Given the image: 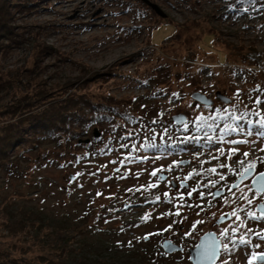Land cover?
Instances as JSON below:
<instances>
[{"label": "rangeland", "instance_id": "374dc122", "mask_svg": "<svg viewBox=\"0 0 264 264\" xmlns=\"http://www.w3.org/2000/svg\"><path fill=\"white\" fill-rule=\"evenodd\" d=\"M144 1L156 5L162 16L143 0L3 3L0 108L10 103L7 93L11 89L25 85L33 88L41 78L50 85L64 84L93 73L86 90L93 91L96 98L103 92L123 106L138 98L131 111L152 120L150 137L162 134L172 124L179 131L188 126L196 134L172 143L177 147L170 148L169 154L149 151L148 162L128 168L123 161L130 154L129 148L113 153L108 167L112 180L89 183L79 190L80 183H88L80 169L61 164L39 173L43 187L37 194L27 181H20L21 186L16 181L6 183L0 174V264H44V256L56 264H191L188 251L207 232L216 234L222 244L217 264H248L253 253H264V240L247 233L249 228L264 232V219L253 220L246 215L251 211L260 216L257 206L264 205V193L256 195L251 188L255 176L264 172V136L258 134L264 131L260 123L264 121V104L255 103L257 98L264 101V16H222V0ZM24 70H33L36 75L40 71L41 76L34 79L23 73L25 77L18 79V84L13 79L15 73ZM250 76L258 86L250 83ZM217 91L230 101H218ZM194 92L213 100V105L194 102L190 97ZM226 112L237 119L242 117L244 122L245 118L252 120L249 128L236 129L237 134L225 128L227 132L219 141L209 135L212 130L219 131L212 118L225 117ZM179 114L186 120L176 124L171 119ZM201 120L206 123L203 130L196 124ZM99 133L94 137L92 130L87 139L100 138ZM235 137L239 142H232ZM83 144L89 143H79L83 147L74 148L75 154L86 150ZM161 146L165 145L154 144L155 148ZM34 154L45 153L38 149ZM249 162L256 163L251 176L230 192ZM221 165H229L233 171ZM211 168H216V173L209 172ZM154 170H159L156 176L151 175ZM189 174L191 178L185 181ZM104 177L109 178L107 174ZM212 181L216 182L214 187ZM150 184L157 186L149 188ZM213 189L220 195H209ZM242 193L252 199L251 205L241 198ZM233 209L239 210L245 225L235 234V241L231 231L228 236L221 235L223 229L235 226V217L217 223ZM65 211H71L68 214L76 220L65 219ZM79 219L81 225H74ZM54 226L64 229L59 231L61 235L52 231ZM86 234L95 242L87 241ZM146 235L148 239H144ZM241 235L249 240L247 245L239 243ZM117 238H121L119 242ZM164 241L181 251L166 253ZM152 251L157 253L152 255Z\"/></svg>", "mask_w": 264, "mask_h": 264}, {"label": "trees", "instance_id": "16d2710c", "mask_svg": "<svg viewBox=\"0 0 264 264\" xmlns=\"http://www.w3.org/2000/svg\"><path fill=\"white\" fill-rule=\"evenodd\" d=\"M4 2L7 3V0H0V10H6L3 6ZM222 3L221 9H225L222 16L226 15L228 18L239 14L246 18L264 16V0H222ZM249 54L250 52L246 55ZM37 72L39 73L37 75L33 70H24L21 74L16 72L13 79L21 84L20 80L25 77L22 75L23 73L27 77L36 79L37 76H41V72ZM92 74L82 75L72 81L56 85H50L41 78L37 80L33 88L25 85L16 91L9 90L7 94L11 98L10 103L0 108V174L5 177L6 183L11 181L21 183L22 180L25 183L27 181L28 187L34 191V194H37L39 189L43 187L41 184L42 177H39V173L47 167H56L61 164V166L65 165L66 168L80 169L82 178L88 183H80L76 188L79 190L89 183L92 185L97 181L105 180L108 182L112 180V173H108V167L109 156L113 153L120 154V151L129 148L130 154L123 161L128 168L148 162L149 151L156 150L158 151L156 154H169L170 148H173L174 145L177 147L176 144L172 143L184 141L186 136L189 138L195 136L194 131L196 130L191 131L192 128L186 126L184 131H179L178 126L172 124L168 125L162 134H155L150 137L149 131L153 125L152 120L131 111L138 98H134L130 104L126 103L127 106L120 105L119 102H112L113 98L106 96L103 92L101 97L96 98L93 91L86 90L89 79L94 77ZM251 79L250 83L258 86L257 81L253 77ZM13 82L9 81V83ZM225 114V117L212 118L216 124L214 125L215 128L219 131L212 130L210 131L212 133L207 131L209 135L212 134L219 141L223 140L222 135L227 132L225 128L229 127L231 134H236V129L239 131L246 129L244 127L248 125L249 120H252V118H245L244 122L242 117L235 118L232 112ZM156 124L157 127L161 125L159 122ZM196 124H200L197 127L200 126L202 130L206 128L205 120ZM94 128L101 132V137L90 140L89 144H83L86 146V150L83 153L75 154L74 148L83 147L79 145L78 141L81 138L87 139L88 134ZM154 144L165 146L155 148ZM122 145L126 146L122 147ZM167 145L170 146L166 147ZM38 149H43L45 154H34ZM67 158H71V160H67ZM106 160L107 162H105ZM103 170L105 172H102ZM104 174H107L109 178H105ZM112 199L114 200V198ZM5 203L7 205V200ZM68 213L71 211H65V219L71 217L72 220H76ZM98 220H101V217ZM73 223L74 225H81V220ZM60 230L64 231L58 226L52 227L55 234L61 235ZM53 232H50V235ZM122 233L120 231V234ZM86 235L84 238L87 241L93 240L95 242V238ZM104 235L106 236V234ZM111 237L112 235L108 236V238ZM120 239L117 238L116 242H119ZM109 242L113 243V240ZM69 251L71 252V250ZM155 252L150 253L153 255ZM71 256L73 257V255ZM48 259V256H44L42 263L56 264ZM147 259L150 260V257Z\"/></svg>", "mask_w": 264, "mask_h": 264}, {"label": "water", "instance_id": "95a60500", "mask_svg": "<svg viewBox=\"0 0 264 264\" xmlns=\"http://www.w3.org/2000/svg\"><path fill=\"white\" fill-rule=\"evenodd\" d=\"M144 3H146V5H148L155 13L159 14L160 16H162V14L160 13V10L157 8L156 5L146 2L143 0ZM191 99L194 102H197L205 107H210L213 105V100H211L210 98H207L205 95H203L200 92H194L191 94ZM215 98L223 103H228L230 100L225 97L221 92L217 91L215 93ZM174 123L176 124H181L183 123L186 118L183 114H179L176 116H173L171 119ZM94 137H98L100 135L99 131L97 128L93 129V134ZM89 139L86 140H79L78 143H89ZM181 164H185V163H181ZM251 176V173L249 172L246 176L238 179L236 181L235 184H239L243 178L245 177H249ZM259 174L257 176H255V178L252 180L251 182V188L253 190L256 191L257 186L253 183L257 178H258ZM159 178L161 180H164V176H160L159 174ZM216 193V192H214ZM219 196V195H217ZM216 197V196H214ZM262 204H259L257 206V211L261 214L262 211H264V209H261L259 206ZM228 220V217L226 216L225 219L221 220L220 218L217 220V223L220 224L222 222H225ZM169 241H164L162 243V249L166 252V253H173L176 251H181V248L179 246H176L172 243H168ZM221 249H222V244L221 241L217 238L216 234L212 233V232H207L204 235H202L199 240L197 245L190 249L189 252V260L191 264H217L220 255H221ZM258 263H261V261L259 259L255 260Z\"/></svg>", "mask_w": 264, "mask_h": 264}, {"label": "snow or ice", "instance_id": "6c2138e0", "mask_svg": "<svg viewBox=\"0 0 264 264\" xmlns=\"http://www.w3.org/2000/svg\"><path fill=\"white\" fill-rule=\"evenodd\" d=\"M255 103H257V104H264V101H262L260 98H257L256 101H255ZM249 123H251V122L249 121ZM260 123L262 125H264V121H262ZM233 131H235V129H233ZM249 134H251V133H249ZM258 134L260 136H264V131H260ZM232 142L233 143H236L237 141H232ZM123 146H126V145H122V147ZM233 151H235V150H233ZM261 151H264V149H261ZM244 155H245V157L248 156L247 153H245ZM229 158H231V155L229 156ZM261 162L264 163V161H261ZM240 163L243 164L244 162L241 161ZM221 167H228L230 172L233 171V169H231V167L229 165H221ZM255 167H256V163L255 162H249L246 166H244L242 168V170L240 171L239 175L241 177H244L251 170L255 169ZM158 171L159 170H154L151 173V175L152 176H156ZM208 171L211 172V173H216L217 170H216V168H211V169H208ZM77 175H79V174H77ZM191 175L192 174H189V176L184 177V180L186 181V180L190 179L191 178ZM220 179L223 180L224 179V176L221 175L220 176ZM215 183H216L215 181H212V182H210V185L214 187L215 186ZM253 183L257 186V188H256V195H260L261 193H264V172H260L258 178ZM156 186L157 185H155V184H150L148 187L149 188H153V187H156ZM181 186L183 187L185 185L182 183ZM208 186L209 185H204V187H208ZM238 187H239V185L233 184V185H231V187L228 190L231 192L232 188H238ZM196 190L197 189H192V192H195ZM137 191H140V189H137ZM249 191H251V189H249ZM192 192H189L188 193V196H191L192 195ZM97 195H100V193H97ZM167 195H168V193H165V196H167ZM200 195L203 197L204 196V193L201 192ZM209 195L217 196V195H220V192L218 190L216 193H209ZM232 195L234 196L235 193H232ZM179 198L182 200L183 199V196H180ZM241 198L244 199V200H246L249 205L252 204V199H249L246 194L242 193ZM156 200H160V197H156ZM225 203H228V200H225ZM259 207L261 209H264V205H260ZM238 212H239L238 209H233L230 214H227L226 213V214H224V215H222L220 217L221 220L225 219L226 216L228 218L235 217V221H234L235 226L230 225L229 228H225L221 232V235L228 236L229 232L231 231V233L233 234V237L232 238H233L234 241H235V238H236L235 237V234L237 232H239V230L241 228H245V225H244L243 221L241 220V217L238 214ZM176 215H179V212H177ZM246 215L250 219H253V220H261V219H264V211L261 212L260 216H257L255 213H253L251 211L247 212ZM143 219L144 220H147L148 219V216L145 215V217H143ZM236 222H239V223H236ZM200 223H203V221H200ZM170 227H171V225L169 226V228ZM193 227H195V225H193ZM163 231H168V229H164ZM247 233H251L253 235H256L260 240H264V232H253V230L249 228V229H247ZM158 234L159 233L151 234V235H158ZM144 239H148V236L146 235L144 237ZM238 239H239V243L241 245H247L249 243V240L245 239V236L244 235L239 236ZM168 243L170 245L171 242L169 241ZM256 247L259 248L260 245L257 244ZM224 248H225V251L228 250L227 244L224 245ZM257 259H259L261 261V264H264V253H253L251 255V258L248 260V264H253V262L255 260H257ZM225 264H226V262H225Z\"/></svg>", "mask_w": 264, "mask_h": 264}, {"label": "flooded vegetation", "instance_id": "af4514ba", "mask_svg": "<svg viewBox=\"0 0 264 264\" xmlns=\"http://www.w3.org/2000/svg\"><path fill=\"white\" fill-rule=\"evenodd\" d=\"M253 175H254V174H253ZM253 175H252V177H253ZM252 177H250V178L252 179ZM250 178H249V179H250ZM240 183H242V181H241ZM240 183H239V184H240ZM214 192H216V191L213 189V190H212V193H214ZM261 194H263V193H261ZM258 213H259V212H258Z\"/></svg>", "mask_w": 264, "mask_h": 264}, {"label": "bare ground", "instance_id": "6f19581e", "mask_svg": "<svg viewBox=\"0 0 264 264\" xmlns=\"http://www.w3.org/2000/svg\"><path fill=\"white\" fill-rule=\"evenodd\" d=\"M239 15H241V16H244V15H242V14H239ZM239 15H238V16H239ZM236 134H237V133H236ZM235 139H238V138H237V137H235Z\"/></svg>", "mask_w": 264, "mask_h": 264}]
</instances>
